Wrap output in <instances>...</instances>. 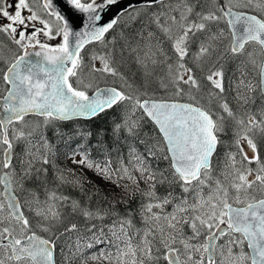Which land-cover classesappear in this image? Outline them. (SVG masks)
I'll list each match as a JSON object with an SVG mask.
<instances>
[{"label":"snow or ice","instance_id":"6c2138e0","mask_svg":"<svg viewBox=\"0 0 264 264\" xmlns=\"http://www.w3.org/2000/svg\"><path fill=\"white\" fill-rule=\"evenodd\" d=\"M0 264H264V0H0Z\"/></svg>","mask_w":264,"mask_h":264},{"label":"trees","instance_id":"16d2710c","mask_svg":"<svg viewBox=\"0 0 264 264\" xmlns=\"http://www.w3.org/2000/svg\"><path fill=\"white\" fill-rule=\"evenodd\" d=\"M111 115V114H109ZM82 123H88V125L90 127H92L94 130L98 127H104V128H108L110 127V124H109V116H105L103 117L102 119L100 120H97V121H93V122H87V121H82ZM69 127H71V125H69ZM89 177H91L93 180H95L98 184L101 185V187H106V185H104L103 181H100L98 178L92 176L91 173L88 174ZM73 195H75L76 193H72Z\"/></svg>","mask_w":264,"mask_h":264}]
</instances>
